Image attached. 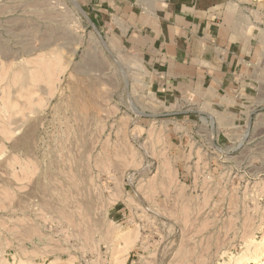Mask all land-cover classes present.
Here are the masks:
<instances>
[{
  "label": "rangeland",
  "instance_id": "obj_1",
  "mask_svg": "<svg viewBox=\"0 0 264 264\" xmlns=\"http://www.w3.org/2000/svg\"><path fill=\"white\" fill-rule=\"evenodd\" d=\"M234 2L240 114L158 99L85 0H0V264H264V0Z\"/></svg>",
  "mask_w": 264,
  "mask_h": 264
},
{
  "label": "crops",
  "instance_id": "obj_2",
  "mask_svg": "<svg viewBox=\"0 0 264 264\" xmlns=\"http://www.w3.org/2000/svg\"><path fill=\"white\" fill-rule=\"evenodd\" d=\"M85 1L102 33L138 56L158 99L197 100L212 111L243 112L246 61L234 0ZM230 118L216 125L229 127L235 120Z\"/></svg>",
  "mask_w": 264,
  "mask_h": 264
},
{
  "label": "bare ground",
  "instance_id": "obj_3",
  "mask_svg": "<svg viewBox=\"0 0 264 264\" xmlns=\"http://www.w3.org/2000/svg\"><path fill=\"white\" fill-rule=\"evenodd\" d=\"M63 36H64V35H63ZM66 36H67V35H66ZM67 39H68V38H67ZM72 39H73V38H72ZM41 40H43V41L41 42ZM41 40H40V43H42V45H44L45 42H46V44L48 43V41H47L46 38H45V39L42 38ZM73 40H74V39H73ZM71 41H72V40H71ZM81 45H82V44H81ZM32 46H33V45H32ZM25 48H26V47H25ZM0 53L3 54L4 51H2V50L0 49ZM86 56H87V55H86ZM89 56H90V55H89ZM92 56H93V55H92ZM88 58H89V57H88ZM88 58H87V59H88ZM91 58H92V57H91ZM82 59H83V58H82ZM85 60H86V59H85ZM86 61H88V60H86ZM99 64H100V63H99ZM89 65H90V64H89ZM91 65H92V64H91ZM21 66H22V64L18 65L17 68H21ZM96 66H97V65H96ZM98 66H99V65H98ZM99 67H101V66H99ZM99 69H100V68H99ZM126 80H127V79H126ZM126 82H127V81H126ZM162 185H163V184H162ZM162 192H163V191H162ZM165 195H166V193H165ZM166 197H167V196H166ZM169 198H170V197H169ZM171 198H172V197H171ZM160 203H162V202H160ZM261 260H264V257H263ZM118 264H119V263H118Z\"/></svg>",
  "mask_w": 264,
  "mask_h": 264
}]
</instances>
